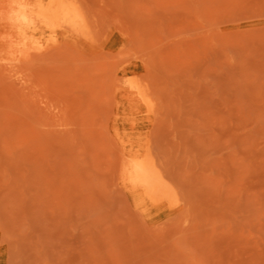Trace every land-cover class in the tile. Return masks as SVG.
I'll use <instances>...</instances> for the list:
<instances>
[{
	"label": "rangeland",
	"instance_id": "obj_1",
	"mask_svg": "<svg viewBox=\"0 0 264 264\" xmlns=\"http://www.w3.org/2000/svg\"><path fill=\"white\" fill-rule=\"evenodd\" d=\"M78 1L0 29V264H264V0Z\"/></svg>",
	"mask_w": 264,
	"mask_h": 264
},
{
	"label": "bare ground",
	"instance_id": "obj_2",
	"mask_svg": "<svg viewBox=\"0 0 264 264\" xmlns=\"http://www.w3.org/2000/svg\"><path fill=\"white\" fill-rule=\"evenodd\" d=\"M31 25L66 27L81 35H88L90 30L87 15L78 0H0V29L6 27L7 31L18 32ZM128 86L150 109L151 100L140 82L131 79ZM124 169L130 182L146 197L171 203L178 200L174 186L146 144L131 151Z\"/></svg>",
	"mask_w": 264,
	"mask_h": 264
}]
</instances>
